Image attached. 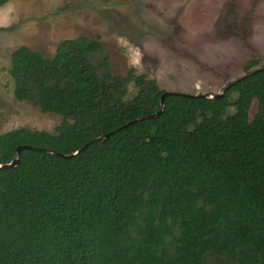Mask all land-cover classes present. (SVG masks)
<instances>
[{"label":"trees","instance_id":"16d2710c","mask_svg":"<svg viewBox=\"0 0 264 264\" xmlns=\"http://www.w3.org/2000/svg\"><path fill=\"white\" fill-rule=\"evenodd\" d=\"M259 63L222 97L167 95L146 118L166 90L136 67L115 74L100 35L63 39L52 57L16 48L15 98L63 121L0 134V163L19 145L56 151L0 168V264H264Z\"/></svg>","mask_w":264,"mask_h":264},{"label":"rangeland","instance_id":"374dc122","mask_svg":"<svg viewBox=\"0 0 264 264\" xmlns=\"http://www.w3.org/2000/svg\"><path fill=\"white\" fill-rule=\"evenodd\" d=\"M80 35L101 36L115 74L136 67L166 91L216 94L246 73L248 61L264 64V0L8 1L0 8V134L55 132L63 121L15 98L12 52L26 44L52 57L61 40ZM136 93L131 82L128 98ZM257 110L254 101L251 117ZM205 264L233 263L209 256Z\"/></svg>","mask_w":264,"mask_h":264},{"label":"water","instance_id":"95a60500","mask_svg":"<svg viewBox=\"0 0 264 264\" xmlns=\"http://www.w3.org/2000/svg\"><path fill=\"white\" fill-rule=\"evenodd\" d=\"M258 70H260V69H254V70H252L250 73H256ZM237 81H238V80H235V81L229 83L228 85H226L225 88H224V89L222 90V92H220V93L211 94V95H208L207 93H201V94H202L203 96H210V97H213V98H219V97H222V96L225 94V92L227 91V89H229L230 87H232L233 84H234L235 82H237ZM171 94H178V95H181V96H188V95H190V96H197V95H198V94H190V93L178 92V91H165V92L163 93V95H162V98H161V110H160L159 112H157V113L150 114V115H147V116H145V117H146V118H153V117H155V116L160 115V113L162 112V110H163V108H164V105H165V97H166L167 95H171ZM145 117H140V118H138V119H136V120H141V119H144ZM136 120H135V121H136ZM133 122H134V121H132L131 123H133ZM119 129H120V128H119ZM117 130H118V129H117ZM113 132H115V130L112 131L111 133H113ZM111 133H107V134H105V135H103V136H100V137H98V138H108V137L110 136ZM88 144H90V143H88ZM88 144L84 145L80 150H78V151H76V152H74V153H71V154L65 155V156H66V157H70V156H73V155L79 153V152H80L81 150H83ZM24 149H32V150H37V151H46V150H47V149H45V148L36 147V146H32V145H19V146L17 147L16 155H15V157L13 158V160L10 161V162H8V163H0V168H8V167H15V166H17V165L20 163L21 154H22V151H23ZM47 151L56 153V151H54V150H47Z\"/></svg>","mask_w":264,"mask_h":264},{"label":"crops","instance_id":"0c3cea01","mask_svg":"<svg viewBox=\"0 0 264 264\" xmlns=\"http://www.w3.org/2000/svg\"><path fill=\"white\" fill-rule=\"evenodd\" d=\"M2 8V7H1Z\"/></svg>","mask_w":264,"mask_h":264}]
</instances>
